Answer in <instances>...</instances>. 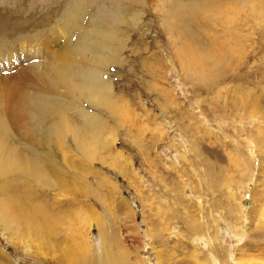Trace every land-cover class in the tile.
Wrapping results in <instances>:
<instances>
[{
    "label": "rangeland",
    "instance_id": "374dc122",
    "mask_svg": "<svg viewBox=\"0 0 264 264\" xmlns=\"http://www.w3.org/2000/svg\"><path fill=\"white\" fill-rule=\"evenodd\" d=\"M135 1L0 0V82L36 54L40 68L60 52L72 61L51 38L71 10L72 28L93 20L106 46L101 65L95 53L84 62L99 71L103 100L76 102L97 124L85 127L96 136L88 156L71 136L64 152L50 138L43 153L27 148L39 174L49 164L71 172L21 204L20 216L38 204L50 238L0 221V264H264V0ZM75 111L69 119L84 125ZM16 128L3 141L23 149Z\"/></svg>",
    "mask_w": 264,
    "mask_h": 264
},
{
    "label": "bare ground",
    "instance_id": "6f19581e",
    "mask_svg": "<svg viewBox=\"0 0 264 264\" xmlns=\"http://www.w3.org/2000/svg\"><path fill=\"white\" fill-rule=\"evenodd\" d=\"M130 1H134V0H130ZM137 1L138 0H136L135 2ZM178 7L179 6L176 7L175 5H173V11L171 10L170 14L179 17L180 7L179 8ZM72 9L76 11H82V7H80L79 5L74 6ZM72 12L74 11L71 10V13ZM71 13L67 18L66 23L64 22L65 27L60 28V30H56V32H52L51 38L55 39L54 46L52 48H63V51L71 55L75 70L70 68L72 61L67 59H61L60 57L61 52L57 53L58 56H56L57 54L55 55L56 56L55 59H49L51 57L50 56L48 59L51 62L47 66L40 68V65H42V61L44 58L43 56L41 55L38 56L39 54L37 55L35 53L36 57L33 58V61L26 60V62L24 63L29 62V64L22 67L20 70L17 69V71H19L18 74L8 76L4 78V80L7 81L0 82V188H2L1 193H6L5 198L0 203L1 206L0 213L2 212L1 211L2 209L4 210L0 214V221H2L5 224L6 223L12 224V226H14L18 230L16 231V233L18 232V234H22L24 236L28 234L30 235V237L36 236V238L42 235L44 236V234L48 236L47 230L44 231L45 228L48 227L47 225L48 221L43 219H38V217H36L37 215H40V212L41 213L43 212V210L40 211L36 210L38 209V206H36L37 203L30 204V206H34L33 209L37 214L36 216L35 214L32 215L31 212H27V215L24 214V216L21 214L20 216V213H22L21 211H23V209L21 208L22 202L23 204L26 203L27 201L24 202V200L25 199L29 200L28 195H30L35 188L40 187L44 183H47L48 180H51L52 182H54V184L63 183L64 180H62V177L65 176L66 174L64 175L62 171H68L67 169L61 171L60 169L56 168L57 167L56 165L49 164V166H46L47 170L45 171L41 170L39 174L38 166L44 163H42L41 158H37V155L36 156L34 155V152L38 149L37 146L40 147V151H42V153L44 150H48L47 146H49V144L45 140L50 138L58 144L57 145L55 142H53V145L58 146L60 152H64V150H66L68 145H66L67 143L64 144V142L61 143V141L63 140V138H67V136H71L72 141L74 142V146H76L75 151L77 153H81L85 157L88 156L87 151L91 149L90 145L87 143L92 142V138L96 137L94 135H87L88 133L90 134V131L85 130V127L88 124L93 125L92 130H94V133H96L95 127L97 124L95 123L92 124L89 120L86 119V117L89 116L87 114L88 111L86 112L83 109L79 108L76 102L77 101L80 102L81 98L85 99L86 97L88 99H92L96 104L100 105L99 102L97 101L103 100V96H102L103 93H101V79H100L99 71L88 67L87 66L88 62L86 63V65L84 64V62H86L85 55L87 53H95L97 54V56L93 59L92 63L101 65L102 64L101 52L106 46L103 45L102 40L99 38L102 34L100 27L96 26L98 24H96L95 22H93V20H91L89 26H86L85 28H82L79 25L77 27L72 28L76 15L74 13L72 14ZM118 20L120 21V18ZM68 22L69 24L67 27ZM56 33L58 35H56ZM107 35L105 34L103 36H107ZM43 40L46 43L45 45L46 49L50 48V46H48L49 43H47L49 39H43ZM39 46H41L40 43L35 42V45L33 46L32 44L30 48L36 47L37 49L39 48ZM50 52L51 50H47L46 52L47 56L49 55ZM52 53L54 52L52 51ZM9 55H10L9 52L5 56L1 52V56L4 57V59L6 58V60L7 57H9ZM15 68L16 67L12 68L14 69L13 71H15ZM0 71H3L1 69V65H0ZM191 74H193V72ZM197 76H199V74ZM32 88H36V89H32ZM74 108L76 110L74 112L76 115L80 113L85 114V116L82 117L83 121L86 120L84 125L80 124L79 126V124L77 123L76 125L73 119H69V116L72 114V112L70 111H72V109L74 110ZM35 118L37 120L40 119L38 120V122L41 125L47 127V129L49 130V135H46L45 133L38 131L34 128V126L36 125ZM17 126L22 129V133H23L21 134L20 137H18V139L20 138L22 141H26L25 147L23 144H21L22 145L21 147L22 148L24 147L23 149L19 148L20 146H18L15 143L13 145L8 143L10 146L5 145L4 144L5 138L3 141L4 136L7 137L6 139L9 140L10 134L8 130L11 131L17 129L16 128ZM36 133L39 134V138H36L37 136ZM11 139L12 138L10 137V140ZM36 141L37 143L34 144V142ZM27 148L28 149L37 148V149L36 150L32 149L34 151H30ZM41 155L40 156L38 155V157H41ZM52 157L53 156H51V159L54 160V158ZM69 172L70 171H68L67 174ZM61 173L63 174L62 176L60 175ZM67 177L69 178V176ZM62 187L70 188L69 182L63 184ZM48 188L49 187L47 186V189ZM38 190H41V188ZM52 191H54V189ZM14 206L17 207L16 209L18 210L14 211L15 210L13 208ZM39 218H41V216ZM46 218H48V216ZM29 221H31V226L33 227L32 230H30V232L21 228L22 224L27 225L26 222ZM9 233L12 232L9 231ZM16 233L13 232V234ZM25 238L28 237L25 236ZM62 261L64 262V260Z\"/></svg>",
    "mask_w": 264,
    "mask_h": 264
}]
</instances>
